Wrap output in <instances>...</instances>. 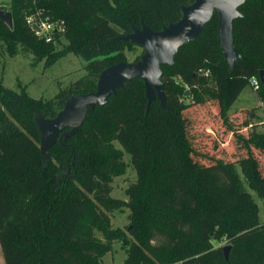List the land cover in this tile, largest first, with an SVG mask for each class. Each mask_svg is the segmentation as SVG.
I'll return each mask as SVG.
<instances>
[{
    "label": "trees",
    "instance_id": "obj_1",
    "mask_svg": "<svg viewBox=\"0 0 264 264\" xmlns=\"http://www.w3.org/2000/svg\"><path fill=\"white\" fill-rule=\"evenodd\" d=\"M193 2L47 0L34 6L31 0L9 1L12 28L0 20L6 57L32 55L50 68L72 55L87 65L84 76L50 100L30 97L24 86L17 92L0 83L4 264H101L117 243L126 254L122 264H264V222L247 191L264 208V176L252 152L264 153V132L252 129L240 137L246 155L237 161L216 159L204 166L193 160L183 115L191 105L214 102L227 123L241 93L253 89V79L264 106V0H246L238 8L232 40L242 58L232 72L217 42L214 12L196 40L178 49L173 64L161 67L166 111L157 99L147 105L144 84L135 79L105 105L89 109L73 135L46 150L50 158L40 150L35 116L55 118L67 99L94 92L102 71L126 62L135 49L142 55V49L117 37L141 22L160 31L180 20V7ZM36 7L64 23L63 40L47 44L34 35L25 18ZM128 166L136 182L123 203L111 197V184ZM123 206L130 211V225L113 228L110 214ZM222 239L229 246L227 259L223 247L212 244Z\"/></svg>",
    "mask_w": 264,
    "mask_h": 264
},
{
    "label": "rangeland",
    "instance_id": "obj_2",
    "mask_svg": "<svg viewBox=\"0 0 264 264\" xmlns=\"http://www.w3.org/2000/svg\"><path fill=\"white\" fill-rule=\"evenodd\" d=\"M10 0H0L8 4ZM141 55L139 49L133 53L126 54V63L134 62L136 56ZM86 63L72 55L59 60L50 68L44 67V61H36L32 55L19 54L15 58L6 57L0 46V83L11 90L20 91L25 87L28 95L34 99L50 100L60 90L86 73ZM190 103V100H185ZM187 120L189 138L193 148V160L201 165L209 166L216 159L224 162H235L246 155L242 147L240 137H246L248 133L255 131L264 132V106L256 97L255 90L247 87L239 96L237 102L229 112L227 123H223L218 114L216 103L208 102L203 105H191L184 112ZM248 123V125H246ZM117 147L118 144L115 143ZM257 158L264 176V153L252 149ZM124 161L129 163V157L124 155ZM238 172L240 173L239 169ZM136 182V174L131 166H128L126 173L115 177L111 184V197L123 203L128 201L125 195L126 189ZM258 205L259 220L264 222L263 203L256 198L253 191L247 188ZM111 225L113 228L126 229L130 225V211L124 207L121 211L111 214ZM217 247H228L225 240L213 241ZM126 254L121 244L113 245L112 251L101 259V264H122ZM0 264H4L0 250Z\"/></svg>",
    "mask_w": 264,
    "mask_h": 264
},
{
    "label": "water",
    "instance_id": "obj_3",
    "mask_svg": "<svg viewBox=\"0 0 264 264\" xmlns=\"http://www.w3.org/2000/svg\"><path fill=\"white\" fill-rule=\"evenodd\" d=\"M245 1L194 0L189 6L180 7V20L163 26L160 31H153L141 22L140 28L131 27L130 33L117 37L116 40L131 43L142 49V55L135 62H121L102 71L95 91L67 99L63 109L55 118L43 119L35 116L34 122L41 135V153L46 158H50L46 154L49 147L73 135L84 122L89 109L105 105L118 89L132 80L139 79L143 82L147 105L157 99L162 110L166 111L160 80L161 67L173 64L178 49L196 40L214 12L218 17L217 42L222 49V56L227 62L228 70L232 72L235 62L242 58L233 45L232 22L241 16L238 8ZM0 20L8 28H12V16L9 11L0 10ZM260 79L263 82V72L260 73ZM228 251L229 246L223 248L225 259H227Z\"/></svg>",
    "mask_w": 264,
    "mask_h": 264
},
{
    "label": "built area",
    "instance_id": "obj_4",
    "mask_svg": "<svg viewBox=\"0 0 264 264\" xmlns=\"http://www.w3.org/2000/svg\"><path fill=\"white\" fill-rule=\"evenodd\" d=\"M33 5L36 6L38 2L47 0H31ZM0 7L5 9H0L3 11H8V4L0 2ZM26 25L34 32V35L44 41L47 44L55 43L57 39L63 40L66 29L62 21H52L48 16L45 15L44 9L35 8L33 12L26 16ZM251 86L254 90H257L259 85L258 82L253 79L251 81Z\"/></svg>",
    "mask_w": 264,
    "mask_h": 264
}]
</instances>
